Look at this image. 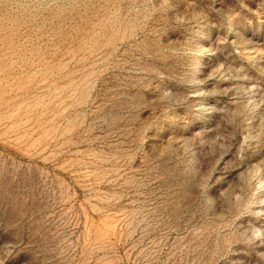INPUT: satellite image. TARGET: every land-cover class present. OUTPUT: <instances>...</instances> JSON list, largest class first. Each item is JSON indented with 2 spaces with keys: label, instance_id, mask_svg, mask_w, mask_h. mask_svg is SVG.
<instances>
[{
  "label": "rangeland",
  "instance_id": "rangeland-1",
  "mask_svg": "<svg viewBox=\"0 0 264 264\" xmlns=\"http://www.w3.org/2000/svg\"><path fill=\"white\" fill-rule=\"evenodd\" d=\"M0 264H264V0H0Z\"/></svg>",
  "mask_w": 264,
  "mask_h": 264
}]
</instances>
